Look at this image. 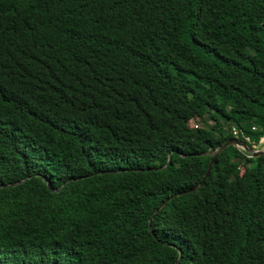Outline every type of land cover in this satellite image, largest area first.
I'll list each match as a JSON object with an SVG mask.
<instances>
[{
    "label": "trees",
    "instance_id": "trees-1",
    "mask_svg": "<svg viewBox=\"0 0 264 264\" xmlns=\"http://www.w3.org/2000/svg\"><path fill=\"white\" fill-rule=\"evenodd\" d=\"M232 126L264 136V0H0V264H264V154L189 191Z\"/></svg>",
    "mask_w": 264,
    "mask_h": 264
},
{
    "label": "water",
    "instance_id": "water-1",
    "mask_svg": "<svg viewBox=\"0 0 264 264\" xmlns=\"http://www.w3.org/2000/svg\"><path fill=\"white\" fill-rule=\"evenodd\" d=\"M232 144H235L236 146H242L246 152L250 153L252 155V157H258L262 154H264V145H263V148L260 149V150H254L251 146H249L247 143H245L242 139L240 138H230L228 139L227 141H225L224 143H222L220 145V147H218L217 149L213 150V151H210V152H206V153H203V154H206V155H210L211 156V161L209 163V166H208V169L205 173V175L203 176V179L202 181L199 183V185H197L196 187L192 188V189H189V191L193 190V189H197L199 188L203 183L204 181L206 180L207 176L209 175L214 163L216 162L217 160V156L218 154L223 151L226 147H228L229 145H232ZM170 162V160H168L167 164ZM182 192H177L173 195H171L169 198L165 199L162 204L159 206L158 210L167 202L169 201V199L171 198H174L178 195H180ZM157 210V211H158ZM181 254L180 253V257H181ZM180 259V258H179ZM178 259V260H179Z\"/></svg>",
    "mask_w": 264,
    "mask_h": 264
},
{
    "label": "built area",
    "instance_id": "built-area-1",
    "mask_svg": "<svg viewBox=\"0 0 264 264\" xmlns=\"http://www.w3.org/2000/svg\"><path fill=\"white\" fill-rule=\"evenodd\" d=\"M252 130H257L255 126L252 127ZM232 132L235 138L242 139L245 143L251 146L254 150H257L260 146L264 144V136H261L258 142L253 141L250 135H248L245 131L240 130L239 128L232 126ZM241 152L247 157H252V155L245 151L242 146H237Z\"/></svg>",
    "mask_w": 264,
    "mask_h": 264
},
{
    "label": "rangeland",
    "instance_id": "rangeland-1",
    "mask_svg": "<svg viewBox=\"0 0 264 264\" xmlns=\"http://www.w3.org/2000/svg\"><path fill=\"white\" fill-rule=\"evenodd\" d=\"M208 123H209V124H213L214 121H213V120H210V121H208ZM190 125H191V126H194V127H198V126L201 125V124H200V122H198V121L195 119V117H193V118L190 120ZM263 145H264V144H263ZM263 145L260 146L257 150L262 149V148H263Z\"/></svg>",
    "mask_w": 264,
    "mask_h": 264
}]
</instances>
